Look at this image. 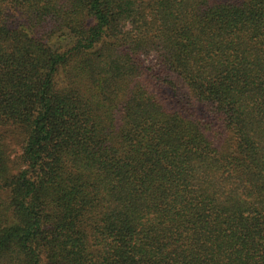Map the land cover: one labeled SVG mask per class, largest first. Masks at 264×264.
Masks as SVG:
<instances>
[{
	"label": "trees",
	"instance_id": "16d2710c",
	"mask_svg": "<svg viewBox=\"0 0 264 264\" xmlns=\"http://www.w3.org/2000/svg\"><path fill=\"white\" fill-rule=\"evenodd\" d=\"M0 264H264V0H0Z\"/></svg>",
	"mask_w": 264,
	"mask_h": 264
},
{
	"label": "rangeland",
	"instance_id": "374dc122",
	"mask_svg": "<svg viewBox=\"0 0 264 264\" xmlns=\"http://www.w3.org/2000/svg\"><path fill=\"white\" fill-rule=\"evenodd\" d=\"M141 60L143 62L145 73L148 75V78L154 83L159 84L160 88H162L161 89L162 92L171 99L172 103L177 106H182V107L187 106L186 93L180 88V86H178L177 90H171L170 87H166L167 82H164L163 79L168 80L171 79L172 76H167L163 68H161L159 65L156 64L154 57L153 56L142 57ZM156 87L157 86L155 85V88ZM15 143L16 141L14 140V143L10 148V155L12 159H15L21 153L19 145H16Z\"/></svg>",
	"mask_w": 264,
	"mask_h": 264
}]
</instances>
